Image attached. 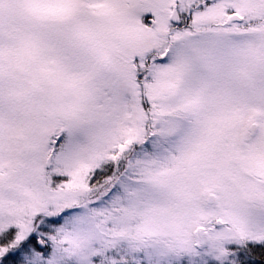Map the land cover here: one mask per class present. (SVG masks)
Segmentation results:
<instances>
[{
    "label": "snow or ice",
    "instance_id": "obj_1",
    "mask_svg": "<svg viewBox=\"0 0 264 264\" xmlns=\"http://www.w3.org/2000/svg\"><path fill=\"white\" fill-rule=\"evenodd\" d=\"M0 264H264V0H0Z\"/></svg>",
    "mask_w": 264,
    "mask_h": 264
}]
</instances>
